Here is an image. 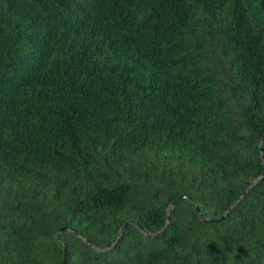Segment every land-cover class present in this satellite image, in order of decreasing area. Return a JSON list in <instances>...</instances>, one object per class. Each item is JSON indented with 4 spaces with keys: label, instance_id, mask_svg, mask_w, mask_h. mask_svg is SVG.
Here are the masks:
<instances>
[{
    "label": "trees",
    "instance_id": "16d2710c",
    "mask_svg": "<svg viewBox=\"0 0 264 264\" xmlns=\"http://www.w3.org/2000/svg\"><path fill=\"white\" fill-rule=\"evenodd\" d=\"M0 264H264V0H0Z\"/></svg>",
    "mask_w": 264,
    "mask_h": 264
},
{
    "label": "water",
    "instance_id": "95a60500",
    "mask_svg": "<svg viewBox=\"0 0 264 264\" xmlns=\"http://www.w3.org/2000/svg\"><path fill=\"white\" fill-rule=\"evenodd\" d=\"M244 195V193L241 195V196H243ZM239 201V199L237 200V202ZM176 201H174L173 203H175ZM237 202L233 205V206H235L236 204H237ZM222 217H224V215L222 216ZM221 217V218H222Z\"/></svg>",
    "mask_w": 264,
    "mask_h": 264
}]
</instances>
